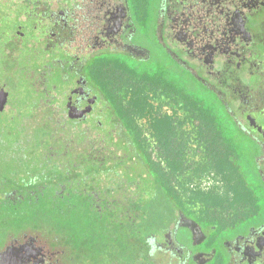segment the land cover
Wrapping results in <instances>:
<instances>
[{"label":"flooded vegetation","instance_id":"obj_1","mask_svg":"<svg viewBox=\"0 0 264 264\" xmlns=\"http://www.w3.org/2000/svg\"><path fill=\"white\" fill-rule=\"evenodd\" d=\"M1 6L31 29L0 34L11 77L0 85L9 98L12 73L24 75L31 116L52 136L2 194L30 198L29 215L45 220L8 229L0 264H264V0ZM181 86L229 125L246 190L236 208H195L175 189L195 142L180 131Z\"/></svg>","mask_w":264,"mask_h":264},{"label":"rangeland","instance_id":"obj_2","mask_svg":"<svg viewBox=\"0 0 264 264\" xmlns=\"http://www.w3.org/2000/svg\"><path fill=\"white\" fill-rule=\"evenodd\" d=\"M15 8H16V11L18 12L21 9H23L22 6H18V8L16 6ZM5 9L6 8H4L3 6L0 7V34L3 33V34L8 35L10 34L8 33L9 31L13 32L14 30L22 31V34H27V31L31 29L28 26V24L20 23L18 25L16 21H13L14 18L12 19L11 17L5 16L6 15ZM3 34H2L3 37H7L6 35H3ZM5 39L6 38H4L3 40ZM12 75L15 81L13 82V84H11L13 89L11 90V94H9L10 95L9 98H8V92L5 94L0 85V167H4L3 163H4V159H6L4 156H9V154L13 153V152H7L8 150H13L16 153V156L20 155V157H22V155H25V157H27L28 159L32 155L31 152H35V150L40 147L41 148L46 147L47 144H49L48 140L52 136L50 135V132H49L50 130L48 131L47 128H44L42 125H38L39 121L33 120L31 116L32 114L29 111V104H30L29 95L30 94H28L30 93V90L27 88L26 82L24 83V81H26L25 76L20 73H16L15 71L12 73ZM1 78L7 79V81L11 79V77L10 78L7 77L6 73L0 70V83H1ZM8 99L10 100V104H13L12 105L13 110H10V111L6 108V106L8 105L7 104ZM18 99L20 103L17 104L15 102H18L17 101ZM217 115L218 116H216L215 119L218 122V125L216 124V121L211 120V117H210V120L208 121L207 126H208V130L210 131V135L212 133H215L216 136L221 137V136L227 135L228 132L226 131V129H229V125L226 121L222 119L221 115H219L218 113ZM10 129L15 130L17 133H19L18 134L19 136H21L20 134H26L25 136L23 135L24 138L26 139H30V135H31V138H32L31 141L27 140L26 141L27 143L25 142L23 144L21 142V139L23 137H21L19 139L20 142L18 144H16L15 146H10L9 145L10 143L8 142L10 139V137H8V134L10 133ZM28 130L31 132V134L30 132L28 133L26 132ZM198 145L199 143L196 142L195 143L196 148L194 147L193 153L191 154L192 158L190 159V161L192 164V168L185 170L184 174L178 177V180H180L179 183L183 184L182 187L186 191H187V188L191 190L196 189V190H203V191H207V189H211V188L214 190L216 189L219 190L220 181L218 180V177L211 174L210 171L209 172L202 171L204 166L207 167L209 165V154H208L207 149L206 151L199 149ZM9 147H13V148H9ZM2 157L4 159H2ZM239 157H241V155H239L237 152L235 159L236 161H238V166H239V159H240ZM38 160H36V162ZM232 161L234 162L233 158H232ZM233 162H232V166L236 168ZM18 171L19 173L17 174V177H23V176H26V174L29 175L30 173H32L30 168L26 169V168H23L22 166ZM37 172L40 173V171H37ZM48 172H52V169L50 167L47 168V173ZM31 175L37 177V173L31 174ZM238 175L240 177L239 173ZM43 180L45 181L46 178H43ZM245 191L246 190L244 189V192ZM189 194L193 196L191 192H189ZM193 198L195 199V197ZM193 202L195 203L196 207L202 206V203L197 199L194 200ZM53 224L56 226H59V224L55 220L53 221Z\"/></svg>","mask_w":264,"mask_h":264},{"label":"trees","instance_id":"obj_3","mask_svg":"<svg viewBox=\"0 0 264 264\" xmlns=\"http://www.w3.org/2000/svg\"><path fill=\"white\" fill-rule=\"evenodd\" d=\"M181 99L184 101L182 97ZM184 104L185 107L188 110H190L193 114L194 113L193 109H191L188 106L186 101H184ZM198 131L201 140L203 141V143H205L206 140L204 138L203 129L199 127ZM10 133L8 134V137H10L8 141L10 143L9 145L15 146L20 141L18 140L17 136L14 135L16 134L15 130L10 129ZM211 136H212V144L210 145L209 149L208 147H206L209 154L210 167L204 166L202 171L210 170L219 179H222V181L227 185L228 193L234 194V197L226 198V201L230 202L229 208L232 207L236 208V206H238L239 203H242L243 199L240 197L242 188L240 189L241 185L238 183L236 179L237 177L236 169L232 166L233 153L230 150V148L227 147V145L220 136H216L215 133H212ZM9 148H13V147H9ZM7 152H13V153L9 154V156H4L6 159L2 157V159H4V163H3L4 167H0V182L3 186V188L0 189V238L4 237L6 231L10 229L12 226H14L16 222L23 224L24 222L28 223V221L29 222L32 221V225H39L40 222H43L45 220V217L35 218L33 214L31 216L29 215L35 212L32 211L33 208L30 206L31 203L28 202L30 198L26 199L23 204L22 203L19 204L20 202L18 203L16 200L14 201L11 198V196H2L3 193H7L11 189L17 188L18 184L16 182H18V180L16 178H19L17 177V174L19 173L18 170L21 168V166L27 169L29 165L27 163L28 159L27 157H25V155H22V157H20V155L16 156V153L13 150H8ZM177 171H176L177 174L182 173L184 171V168L180 166L177 169ZM202 195L203 193L197 192L196 199L199 200L201 203L206 204L208 208L224 209L222 203L223 201H225V199L222 200L220 194H213V198L209 200L202 198ZM28 196L31 197L30 194H28ZM44 202L41 201L40 203L45 204ZM44 206H46L44 207L45 209L48 208L47 205ZM51 214L55 220L57 221L60 220V217L58 215L56 216L53 213Z\"/></svg>","mask_w":264,"mask_h":264},{"label":"crops","instance_id":"obj_4","mask_svg":"<svg viewBox=\"0 0 264 264\" xmlns=\"http://www.w3.org/2000/svg\"><path fill=\"white\" fill-rule=\"evenodd\" d=\"M178 92L180 94V97H182L184 99V101H186V103L188 104V106L191 109H193V111H194L193 114L195 115V118L197 120L198 128L201 127L203 129L204 138H205V140H206L207 143L209 141V145H208V149H209L210 145L212 144V136H211L212 134L210 135V131L208 130V126H207L208 124L207 123L210 120V117H211V120H215L216 121L215 118H216V114L218 113L217 112V109L214 108L213 106H208V105L204 104L201 99H198L197 98V93H196L197 91L194 90L193 88H191L190 86L183 87V88L181 86L178 89ZM216 124L218 125V122L217 121H216ZM221 138L223 139V141L225 142V144L227 145V147L230 148L228 146V143H227V140H228L227 135L221 136ZM230 150L233 153L232 154L233 155L232 157H234L233 150L231 148H230ZM207 167H210V160H209V165ZM209 171L210 170H208V172ZM210 173L214 175V173H212L211 171H210ZM236 173H237V169H236ZM236 179H237L238 183L241 185V187L239 186L240 189L242 188V190H241L242 192L240 194V197L243 199V201H242V203H239V205H242L246 201V199L244 198V192H243L244 187L242 185V182H241V180L239 178L238 173H237ZM218 180L220 182H219V190L216 189L217 191L214 190V189H212V188L211 189H207V191L196 190V189H192L191 190V189H188L187 188V191L188 192H191L193 194V196L195 197V199H196V193L197 192L203 193L202 198H204L206 200L212 199L213 198V194H220L221 195V199L222 200L225 199V201H223V203H222L223 204V207L225 209H229L230 202L229 201H226V198H228V197H231L232 198V197H234V194H229L228 193L227 185L222 181V179H219L218 178ZM212 192H214V193H212ZM202 205L205 206L206 209H212V208H208L207 205L204 204V203H202ZM232 208H234V207H232Z\"/></svg>","mask_w":264,"mask_h":264},{"label":"built area","instance_id":"obj_5","mask_svg":"<svg viewBox=\"0 0 264 264\" xmlns=\"http://www.w3.org/2000/svg\"><path fill=\"white\" fill-rule=\"evenodd\" d=\"M179 123H180V131L185 133V136L191 134V137L194 138L195 140L194 147H195V143L198 142L199 143L198 148L206 151L205 144L203 143L199 135L197 120L192 114V112L185 107L184 101L181 98L179 101ZM155 154L156 151L154 150L153 155L155 156ZM185 170L187 169H184L182 173L177 174V178L174 183V186L175 189L178 191V193L181 195V197L185 199L187 203H194L193 201L196 200L193 198L194 196H191L188 191H185V189H183L182 187L183 184L179 183L180 180H178V177L182 176Z\"/></svg>","mask_w":264,"mask_h":264}]
</instances>
